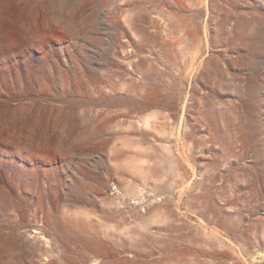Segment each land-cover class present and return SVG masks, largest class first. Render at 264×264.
<instances>
[{"label": "rangeland", "instance_id": "374dc122", "mask_svg": "<svg viewBox=\"0 0 264 264\" xmlns=\"http://www.w3.org/2000/svg\"><path fill=\"white\" fill-rule=\"evenodd\" d=\"M0 264H264V0H0Z\"/></svg>", "mask_w": 264, "mask_h": 264}, {"label": "bare ground", "instance_id": "6f19581e", "mask_svg": "<svg viewBox=\"0 0 264 264\" xmlns=\"http://www.w3.org/2000/svg\"><path fill=\"white\" fill-rule=\"evenodd\" d=\"M4 37V36H3ZM145 196H144V194H141V195H139V199H143ZM154 201H155V205H154V207H153V209H151V212H153L155 215H160V204H156L159 200H158V198H156V199H153ZM5 241V240H4ZM8 243V242H7ZM11 243V242H10ZM3 245V244H2ZM6 245V244H5ZM8 245V244H7ZM14 245V244H13ZM10 248H11V246H10ZM95 262L97 261V260H94ZM94 262V263H95Z\"/></svg>", "mask_w": 264, "mask_h": 264}, {"label": "built area", "instance_id": "2783aa9c", "mask_svg": "<svg viewBox=\"0 0 264 264\" xmlns=\"http://www.w3.org/2000/svg\"><path fill=\"white\" fill-rule=\"evenodd\" d=\"M116 190V189H115Z\"/></svg>", "mask_w": 264, "mask_h": 264}]
</instances>
